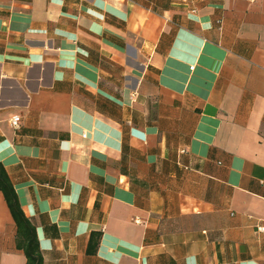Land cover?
Wrapping results in <instances>:
<instances>
[{
  "label": "crops",
  "instance_id": "crops-1",
  "mask_svg": "<svg viewBox=\"0 0 264 264\" xmlns=\"http://www.w3.org/2000/svg\"><path fill=\"white\" fill-rule=\"evenodd\" d=\"M0 162L43 264H264V0H0Z\"/></svg>",
  "mask_w": 264,
  "mask_h": 264
},
{
  "label": "trees",
  "instance_id": "trees-1",
  "mask_svg": "<svg viewBox=\"0 0 264 264\" xmlns=\"http://www.w3.org/2000/svg\"><path fill=\"white\" fill-rule=\"evenodd\" d=\"M0 191L3 193L10 213L15 221L16 245L26 256L25 264H43V255L39 245L36 228L24 213L15 186L11 182L5 166L0 162ZM99 240L98 234H93L89 241V252H94Z\"/></svg>",
  "mask_w": 264,
  "mask_h": 264
},
{
  "label": "built area",
  "instance_id": "built-area-1",
  "mask_svg": "<svg viewBox=\"0 0 264 264\" xmlns=\"http://www.w3.org/2000/svg\"><path fill=\"white\" fill-rule=\"evenodd\" d=\"M20 120H21V117H20L19 115H16V116H14V117L12 118L11 123H12L13 125L17 126V125L19 124Z\"/></svg>",
  "mask_w": 264,
  "mask_h": 264
}]
</instances>
